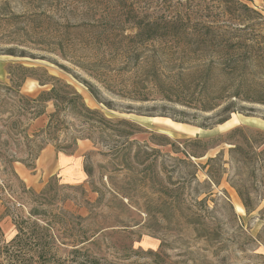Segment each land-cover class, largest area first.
I'll return each instance as SVG.
<instances>
[{"label": "rangeland", "instance_id": "rangeland-1", "mask_svg": "<svg viewBox=\"0 0 264 264\" xmlns=\"http://www.w3.org/2000/svg\"><path fill=\"white\" fill-rule=\"evenodd\" d=\"M140 19L169 47L94 40L128 46ZM197 37L247 42L227 65L264 89V0H0V264H264V103L201 111L141 75L219 71ZM48 148L83 176H48Z\"/></svg>", "mask_w": 264, "mask_h": 264}, {"label": "trees", "instance_id": "trees-1", "mask_svg": "<svg viewBox=\"0 0 264 264\" xmlns=\"http://www.w3.org/2000/svg\"><path fill=\"white\" fill-rule=\"evenodd\" d=\"M243 7H247V5L244 4ZM95 25L96 24L92 26ZM136 25L137 29L135 32L128 33L125 35V37H123L127 38L129 41L130 44L128 46L123 45V42H119L122 40L118 41L116 37H112L110 34H106V38H104L103 34H98L95 36L94 40L98 41L99 43L106 41V47H115V49L118 51L123 52L124 57H126V60L128 61L131 59V56H138V53L135 52L138 46H146L145 44L155 45L156 43L164 47H169L171 44L168 36L169 34L162 32V29L166 30L168 25L161 28V25L158 26L156 20L145 21L142 19L138 20ZM190 41L199 48L207 49L208 46L224 48V53L227 55L221 57L224 67H221L219 71L217 69L214 71V68L211 65L205 64V62H203L196 68V71L186 70L185 72H177L174 76H168L165 75L162 69L160 70L157 69L156 66L154 67L149 65V68L146 70V67L144 68V71L141 75L147 79L150 78V83L152 85L151 89H158L160 94H162L168 100L175 101L183 105L192 106L195 109L201 111H211L217 108L222 104L220 101L225 99L224 96L228 94L230 95L231 93L233 96L245 97L244 99L248 101L264 103V89H258L256 85L248 84L246 79L243 78L249 72L248 67L251 65V61L248 62L242 57L243 60L241 62L237 61L238 65H230L231 67L227 65L231 63L230 61H232L230 60V56L235 53L230 52V50L237 49L238 46V51L241 49L248 51L250 46L247 42L224 38L207 42L205 38L203 39L200 37ZM114 55L116 56V53ZM118 56L119 54L116 57ZM20 69L23 71H32V69L25 67H21ZM216 72L218 73L213 75ZM239 73L241 74L240 76ZM215 76H221L222 80L221 78L217 79ZM235 76L240 78L235 80L234 83H231L230 79ZM188 78H190V80ZM142 88L144 89L145 85H143ZM147 91L143 90L141 94L144 95V93H148ZM254 92H256L257 98L249 96V93ZM46 93L53 95V99L55 98L56 100H58L60 97V92L56 88V85H54L53 88ZM44 95L45 93L42 94V97ZM188 97H190L192 100L189 101ZM198 141L201 142V139ZM20 240L19 246L21 248H24L29 243H31L30 241L23 242L24 238Z\"/></svg>", "mask_w": 264, "mask_h": 264}, {"label": "crops", "instance_id": "crops-1", "mask_svg": "<svg viewBox=\"0 0 264 264\" xmlns=\"http://www.w3.org/2000/svg\"><path fill=\"white\" fill-rule=\"evenodd\" d=\"M39 160L45 165L44 171L48 176L52 174H62L64 179L70 175V179L80 178L83 176L82 161L77 156L66 155L62 152L56 153L51 149H45ZM79 159V160H77ZM74 177V178H73Z\"/></svg>", "mask_w": 264, "mask_h": 264}]
</instances>
